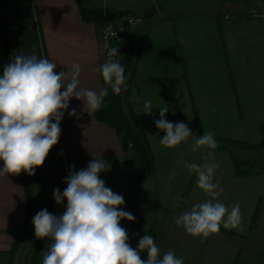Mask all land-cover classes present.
<instances>
[{
	"label": "crops",
	"instance_id": "0c3cea01",
	"mask_svg": "<svg viewBox=\"0 0 264 264\" xmlns=\"http://www.w3.org/2000/svg\"><path fill=\"white\" fill-rule=\"evenodd\" d=\"M124 1L20 0L25 48L20 55L48 59L57 64V73L79 64V87L98 92L107 87L97 71L103 64L99 27L84 20L80 10L111 8L139 15L151 5L149 0ZM248 2L191 1L176 9L170 4L162 9L155 5L157 15L141 17L137 31L142 38L140 50L126 98L152 150V176L140 185L127 165L116 131L89 116L82 101L71 98L60 123V146L57 151L52 148L46 157L55 162L45 160L41 179L36 170L35 175L27 174V184L23 172L0 176V256L5 257L11 248L14 222L22 224L29 212L33 220L43 209L62 215L67 200L58 205L54 190L59 188L63 193L70 169H86L94 158H101L111 170L99 173L100 179L124 197L120 207L135 216L134 222L120 221L131 247L137 248L139 239L147 234L160 249V258L173 250L177 257L184 258V264H264V174L237 177L227 151H193L192 138L174 148L163 147L159 141L166 133L155 126L159 108L166 104L169 110L165 119L187 124L194 136L211 131L216 140L254 145L262 141L259 127L264 122V20L246 18ZM227 13L238 18L227 20ZM2 24L6 33L0 11V76L4 66L19 55L16 52L13 56L14 45L3 35ZM145 100L152 102L151 115L143 113ZM73 108L77 116H69ZM205 162L219 165L214 182H219L223 193L217 199L229 210L239 203L243 231L221 225L219 233L205 240L192 237L176 225L179 215L211 199L197 187L196 174H189L184 166ZM34 235L32 223L25 241H34ZM50 243L42 239L37 264H43L41 253ZM140 255L147 259L146 251Z\"/></svg>",
	"mask_w": 264,
	"mask_h": 264
},
{
	"label": "clouds",
	"instance_id": "9594fccd",
	"mask_svg": "<svg viewBox=\"0 0 264 264\" xmlns=\"http://www.w3.org/2000/svg\"><path fill=\"white\" fill-rule=\"evenodd\" d=\"M110 34L116 37V32ZM118 52L120 48H109L107 61L97 69L104 84L116 95L126 90L125 68L114 59ZM56 67L57 64L35 54L16 55L4 66L0 76V161H3L0 176L21 172L35 175V169L44 164L50 150L58 143L60 123L71 98L82 101L83 110L89 116L102 107L108 87L98 92L80 88L79 64H73L70 71L58 73L54 71ZM152 109L151 100H145L143 113L151 115ZM159 109L160 118L155 126L166 133L159 141L163 147L174 148L189 138L194 141L193 151L218 147L213 132L194 136L187 124H174L165 119L169 110L166 104ZM68 114L77 116V110L73 108ZM184 166L189 174H196L197 187L211 199L194 204L190 211L179 215L176 225L192 237L205 240L219 233L221 225L243 231L239 203L229 210L217 199L223 193L219 182H214L219 165L205 162ZM110 170V164L101 158H94L86 169H70L63 193L59 188L53 193L58 205L67 200L64 213L56 216L43 209L33 217L36 238L51 241L41 253L43 264H184V258L177 257L173 250L160 258V249L151 235L141 237L137 248L130 246L128 232L120 221L134 222L135 216L120 207L125 203L124 197L114 193L100 179L99 173ZM144 251L146 260L140 255Z\"/></svg>",
	"mask_w": 264,
	"mask_h": 264
},
{
	"label": "trees",
	"instance_id": "16d2710c",
	"mask_svg": "<svg viewBox=\"0 0 264 264\" xmlns=\"http://www.w3.org/2000/svg\"><path fill=\"white\" fill-rule=\"evenodd\" d=\"M10 8L14 16L15 26L19 29L22 27L21 19V6L20 0H0V11ZM81 17L86 21L95 22L98 27L104 26L108 20H116L120 17L131 14L129 11H119L111 8H98L88 7L80 10ZM3 35L5 36V28L2 24ZM141 39L138 36V32L129 36V40L123 49V58L121 64L125 68L126 78V90L121 91L119 95L112 92L111 87H108V95L104 98L102 107L91 114L99 122L111 127L117 133L120 138V144L123 152L126 154V161L128 167L133 171L137 182L141 185L148 178H150L154 172V156L150 148L148 139L143 129L137 123L135 116L131 110L129 101L126 98V91L129 87L134 74V65L139 55ZM127 109L126 111L124 109ZM259 131L262 135V141L259 144H250L241 142L238 140H217V149L227 151L234 174L237 177H247L257 174H264V158L263 157H241L237 155V150L251 149L254 150L257 147L264 148V122L260 125ZM38 178L41 179V166L36 168ZM26 184L27 174L23 172ZM26 185V189L28 190ZM28 192V191H27ZM32 222L31 212L26 220L19 225V231L17 232L11 248L6 251L8 257L7 264H13L14 255L20 242L26 236L28 228ZM42 246V239H37L33 244L32 262L36 264L40 248Z\"/></svg>",
	"mask_w": 264,
	"mask_h": 264
},
{
	"label": "rangeland",
	"instance_id": "374dc122",
	"mask_svg": "<svg viewBox=\"0 0 264 264\" xmlns=\"http://www.w3.org/2000/svg\"><path fill=\"white\" fill-rule=\"evenodd\" d=\"M191 1H195V2L198 3L199 1H211V0H149L148 4L149 5L150 4L151 5H156L160 9H162L165 4H170L172 6V8L176 9L178 7H181L182 5L189 4V2H191ZM216 1H231V2H238V1L245 2V1H249L248 4H249L250 7L253 6V5L261 6L262 3L264 4V0H216ZM129 3H130L129 0H125L124 1V4H129ZM20 12H21V19H22V27H21V29H19V28H17L15 26L14 16H13L12 10L10 8L4 9L2 11V15L4 17V21H5V24H6V34H5L6 39L9 41L10 44L14 45V48H13L14 54H13V56L16 54V52L19 53V55H20L21 52L25 51L24 45H22L23 42H24L23 41V39H24V37H23V31H24V28H23V26H24L23 25V14H22L21 10H20ZM143 13H144V11L143 12H139L138 16L143 17ZM131 14H133V13H131ZM59 146H60V143H59V140H58V143L55 146H53L52 148L54 150H56L57 148H59ZM255 146H257V145H255ZM236 153H237L238 156H241V157L254 155L253 157H263L264 158V148L260 149V147H257L254 150H251V149H240V150H237ZM53 161L54 160L52 158H50V156L48 158H46V162L49 163V164H52ZM31 224H32V222H31ZM19 225L20 224L17 223V222H14L13 225H12L13 229H14V238H15L17 232L19 231ZM14 238H13V241H14ZM24 238L20 242V245H19V247L17 248V250L15 252L13 264H31V262H32V258H33L32 257V255H33L32 254L33 244H34V241L36 240V236L34 235V239H33L34 241H32V242L25 241ZM13 241H12V243H13ZM39 255H40V252H39ZM39 255H38V259H39ZM8 257L9 256L7 254L5 255V257L4 256L3 257L0 256V260H1L0 264H4L3 263L4 259L6 260V264H7ZM38 259L36 260V264L38 263Z\"/></svg>",
	"mask_w": 264,
	"mask_h": 264
},
{
	"label": "built area",
	"instance_id": "2783aa9c",
	"mask_svg": "<svg viewBox=\"0 0 264 264\" xmlns=\"http://www.w3.org/2000/svg\"><path fill=\"white\" fill-rule=\"evenodd\" d=\"M224 18L227 20H235L238 18L236 14L227 13L224 15ZM246 18L251 20H264V7L263 6H251L246 11ZM142 24V18L135 14H128L126 16L120 17L116 20H108V22L99 27L98 37H99V46L103 55V63L108 59V50L111 47L120 48V52L117 53V56L114 59H118L119 62H122L123 58V49L129 40V36L137 32L139 27ZM116 32V37L112 36L110 33ZM107 34V38L106 37ZM105 44L108 47H105Z\"/></svg>",
	"mask_w": 264,
	"mask_h": 264
},
{
	"label": "water",
	"instance_id": "95a60500",
	"mask_svg": "<svg viewBox=\"0 0 264 264\" xmlns=\"http://www.w3.org/2000/svg\"><path fill=\"white\" fill-rule=\"evenodd\" d=\"M157 14H158V10H157L156 6L150 5L145 9V11L143 13V18L150 19L151 17H153Z\"/></svg>",
	"mask_w": 264,
	"mask_h": 264
}]
</instances>
